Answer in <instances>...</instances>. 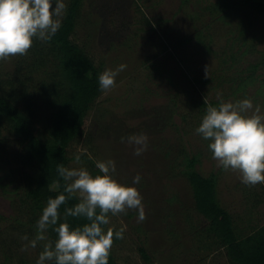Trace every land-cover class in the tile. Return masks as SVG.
<instances>
[{"label": "rangeland", "instance_id": "1", "mask_svg": "<svg viewBox=\"0 0 264 264\" xmlns=\"http://www.w3.org/2000/svg\"><path fill=\"white\" fill-rule=\"evenodd\" d=\"M210 1L82 0L71 39L92 59L99 76L121 64L126 68L117 75L116 86L107 93L100 90L90 104L77 135L66 146L69 159L65 167H85L95 176L100 174L96 162L111 159L116 164L114 179L136 187L143 197L144 222L138 223L137 212L129 210L126 215L110 217V224L105 226L126 228L123 239H114L111 249L118 264H235L207 231L206 220L194 207L181 164L185 153L197 151L195 167L204 175L215 173L217 201L228 213L237 235L244 236L264 223V184L246 186L238 173L216 166L209 142L195 132L204 114L185 103L190 102V94L203 91L206 100L221 93L226 94L221 98L224 101L250 98L264 114V15L243 0H230L225 12L199 13L198 18H191L197 4ZM196 33L209 49L197 42ZM158 34L167 43L168 52L160 51ZM183 38L187 39L180 43ZM229 51L239 56L238 70L261 60L253 68V80L246 84L245 92L232 94L233 84L223 80L249 72L240 70L230 75L236 67L219 62ZM17 57L0 61L4 79L13 72ZM206 67L211 81L192 84L191 76L206 78ZM47 111L44 104L39 105L33 124L39 136ZM140 133L148 136V149L136 156L127 138ZM21 148L3 124L0 264H36L43 250L41 244L23 250L28 242L21 237H35L40 215L31 210L29 201L19 206L29 170L17 156ZM77 154L80 164L74 160ZM137 174L141 180L133 184Z\"/></svg>", "mask_w": 264, "mask_h": 264}, {"label": "trees", "instance_id": "2", "mask_svg": "<svg viewBox=\"0 0 264 264\" xmlns=\"http://www.w3.org/2000/svg\"><path fill=\"white\" fill-rule=\"evenodd\" d=\"M64 2L67 11L62 18L61 27L51 41L44 43L34 38L28 54L18 56L14 61L13 72L7 79L0 75V128L4 124L16 136L17 142L21 143L22 148L17 156L29 169L25 174L24 179L27 182L19 206L20 203L29 201L31 210L37 211L40 216L47 200L63 192L65 182L58 175L57 166L61 164L66 166L69 159L66 155V146L77 135L90 104L101 90L98 67L70 37L79 16L82 0ZM243 2L264 15V0H243ZM230 4V0H213L203 5L197 4V9L192 12L191 18H198L205 12H225ZM153 28L151 26V29ZM195 36L204 49H209L204 39L202 40L197 33ZM157 38L160 42V51L168 52L167 43L161 40L159 34ZM186 39H180L179 42H184ZM238 58L234 51H229L226 57L219 58L221 64L225 62L228 67H236L230 70V75L240 70L251 72L245 73L243 77L236 74L231 79H223L230 80L229 83L233 84V87H230L231 93L245 92L246 84L253 80V68L261 62L260 60L258 63H250L245 69L238 70L237 68H240L236 65ZM88 71L90 76L87 75ZM190 81L192 84L196 82L201 85L211 81V78L191 76ZM3 85H7V88L2 89ZM225 95L221 94L220 98ZM189 97L190 102L187 100L185 103L205 115L207 104L204 103L203 91L193 96L190 94ZM206 100L213 106H217L219 102L218 98ZM40 104H44L48 110L42 136L34 131L33 125ZM197 162V151L185 153L181 159L194 207L206 220L207 231L212 233L224 247L225 254L232 263L264 264V223L252 228L244 236L237 235L232 228L228 213L217 201L215 173L202 174L195 167ZM76 202L74 198L66 206L61 207V222H63L64 207H72ZM67 222L73 228L88 223L84 218L73 217H69ZM47 235L52 241L57 238V234L51 228ZM139 250L145 257L144 250L142 248ZM108 264H118L111 252Z\"/></svg>", "mask_w": 264, "mask_h": 264}, {"label": "clouds", "instance_id": "3", "mask_svg": "<svg viewBox=\"0 0 264 264\" xmlns=\"http://www.w3.org/2000/svg\"><path fill=\"white\" fill-rule=\"evenodd\" d=\"M53 4L55 7H53ZM64 0H0V61L10 57L25 56L34 38L48 43L61 27L66 14ZM121 64L115 70H105L99 76V87L107 93L116 86L117 75L125 70ZM205 76L208 77L207 67ZM219 103H207L205 115L195 132L208 141V148L216 166L224 171L239 174L246 186L264 184V114L260 106H254L250 98L224 101L217 93ZM124 142V138H121ZM146 134H134L127 143L134 147L133 154L142 155L148 149ZM77 164L81 156L75 155ZM98 175L93 176L85 167L57 166V173L64 183L63 192L50 197L36 222L35 237H21L29 247L42 245L36 264H108L114 239H123L125 227L114 230L107 227L110 217L137 212V222L146 219L143 197L138 189L114 179L116 164L113 160L97 161ZM141 176L133 178L138 184ZM72 207H61L72 199ZM69 217L84 218L88 223L75 228L67 222ZM52 229L57 238H48Z\"/></svg>", "mask_w": 264, "mask_h": 264}]
</instances>
